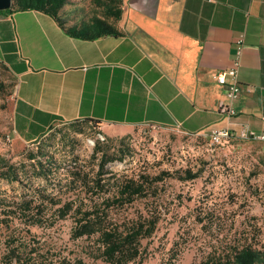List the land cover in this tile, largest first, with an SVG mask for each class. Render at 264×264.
Returning <instances> with one entry per match:
<instances>
[{"label":"crops","instance_id":"0c3cea01","mask_svg":"<svg viewBox=\"0 0 264 264\" xmlns=\"http://www.w3.org/2000/svg\"><path fill=\"white\" fill-rule=\"evenodd\" d=\"M122 8L114 26L123 35L96 40L71 37L37 10L0 13V60L17 79L15 140L86 119L103 131L264 132V0H125ZM241 34V94L229 119L215 76L231 67Z\"/></svg>","mask_w":264,"mask_h":264},{"label":"rangeland","instance_id":"374dc122","mask_svg":"<svg viewBox=\"0 0 264 264\" xmlns=\"http://www.w3.org/2000/svg\"><path fill=\"white\" fill-rule=\"evenodd\" d=\"M61 12L69 23L104 16L95 0H69ZM16 86L17 79L0 60V156L6 160L0 163L5 166L0 170V224L9 218V211L15 210L9 205L33 199L43 203L42 213L34 211L29 217L10 214V220L18 224L17 236L23 228L21 218H38L46 224L56 221L54 227L30 228L33 248L39 247L51 257L84 254L85 242L71 239L73 219L56 217L53 204L85 200V196H76L80 183L72 182L70 172L80 171L94 178L107 160L108 185L140 175L165 178L159 183L158 196L139 199L128 210L132 216L157 207L163 212L156 234L144 241V257L131 264H201L205 254L223 239L248 242L264 250L263 143L234 139L213 144L210 136L145 125L105 129L107 140L94 145L99 124L84 120L58 122L32 143L17 141L13 136ZM32 155L38 158L31 160ZM9 165L20 173L21 181L10 183L1 176ZM43 166L52 171L50 179L41 177ZM188 169L198 172V178L182 180ZM66 185L76 193L61 191ZM9 233L0 227V254L8 250L5 242Z\"/></svg>","mask_w":264,"mask_h":264},{"label":"trees","instance_id":"16d2710c","mask_svg":"<svg viewBox=\"0 0 264 264\" xmlns=\"http://www.w3.org/2000/svg\"><path fill=\"white\" fill-rule=\"evenodd\" d=\"M69 0H14L11 9L2 10L0 13H14L37 10L51 16L63 30L73 38L83 40H96L104 36L120 37L123 34L114 26V22L121 19L123 14V0H95L96 5L103 9L104 16H94L89 21H80L78 24L68 26V21L62 17V10ZM112 20V21H110ZM85 122H96L91 119ZM99 124L100 123L97 122ZM98 143H102L99 142ZM38 158L31 156V160ZM6 160L0 156V163ZM41 165L43 162H39ZM107 160L101 164V169L94 178L80 171H71L69 176L72 182L80 183L77 197L85 196V200L69 199L55 202L56 217L73 219L71 239L83 240L85 245L82 252L85 254L76 257H55L43 250L34 247L29 241L32 237L31 227H54L55 222H46L42 219L25 220L19 236L14 235L18 227L16 222L10 220V214L23 213L24 217L37 211L42 213L43 203L35 200H24L17 205H9L15 210L8 212L9 218L3 220L0 227L9 230L6 238L7 252L0 254V264H91L93 261L102 260L110 264H131L144 257L146 247L144 241L151 239L156 234L162 221L163 212L159 207L147 213L139 212L137 215L128 214V210L139 199L158 196L159 183L164 181L162 176L140 175L139 178H129L119 184H106L111 178L105 169ZM7 165V164H5ZM5 167V166H4ZM0 166V170L4 168ZM51 170L43 166L41 177L50 179ZM184 181L198 178V172L186 170ZM1 176L10 183L21 181L20 173L14 166H7ZM93 179V180H92ZM71 183V182H70ZM31 190H36L30 188ZM61 191L71 192L69 185L62 187ZM37 192V190L35 191ZM13 217V216H11ZM17 236V237H16ZM21 238L19 239V237ZM235 242V241H234ZM223 239L205 254L201 264H264V250L255 248L248 242L234 243ZM45 251V250H44Z\"/></svg>","mask_w":264,"mask_h":264},{"label":"built area","instance_id":"2783aa9c","mask_svg":"<svg viewBox=\"0 0 264 264\" xmlns=\"http://www.w3.org/2000/svg\"><path fill=\"white\" fill-rule=\"evenodd\" d=\"M245 41V34H241L236 39V53L231 67L219 71L215 76L219 84L224 86L227 91L226 100L220 104L219 110L225 118L229 119L235 117L237 114L235 109V103L237 102L241 94V83L239 80V74L242 65L241 58ZM210 138L213 144L230 142L234 139L256 141L264 144V132L256 133L249 129H246L241 133L228 129L217 130L212 132ZM106 140L107 139L104 134V131L100 127L98 132L96 133L95 138L93 139V144L95 145L98 141L103 143Z\"/></svg>","mask_w":264,"mask_h":264},{"label":"water","instance_id":"95a60500","mask_svg":"<svg viewBox=\"0 0 264 264\" xmlns=\"http://www.w3.org/2000/svg\"><path fill=\"white\" fill-rule=\"evenodd\" d=\"M14 0H0V11L11 9L13 7Z\"/></svg>","mask_w":264,"mask_h":264}]
</instances>
